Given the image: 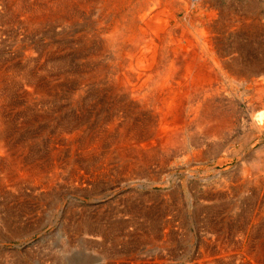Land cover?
Masks as SVG:
<instances>
[{
    "label": "bare ground",
    "instance_id": "6f19581e",
    "mask_svg": "<svg viewBox=\"0 0 264 264\" xmlns=\"http://www.w3.org/2000/svg\"><path fill=\"white\" fill-rule=\"evenodd\" d=\"M202 1L204 0H192L191 6L196 3H200ZM128 2L129 0H0V229L1 230L13 232L16 227L18 228L17 219L19 217V214L21 212L23 213L29 212V210L32 209L34 203H38L42 205L43 202L41 201L47 199L48 191H51V193L52 190L53 192L54 191L59 192L60 190L59 188H61L60 183H63L64 186L65 185L66 186L70 185V187L75 186L79 191H82L83 189L85 190L86 187L89 188L91 185H95L100 181H105L110 183L112 182L113 184L114 182L117 181L120 183L122 181L132 180V184L135 183L137 184L136 179H140L143 176L148 177L146 181L153 180V176L149 172L150 166L147 165L149 163L151 164L153 160L155 161L161 160L162 162L163 161L168 162L172 159L173 161L174 159H176V160L184 161L188 165H190L192 161H196L201 158L200 157L201 150L199 149L201 147H204V145H206V143L209 142L208 141L209 138L221 136L219 131H221L224 126V124L221 123V120L227 116L225 114L227 113L225 109L228 106L227 109L229 110V105H228V101L227 102L224 101L225 99L221 100V98L220 99L211 98L210 95L212 94L210 93L212 92H210L211 89L210 87L212 85L209 83V74L212 71L209 70V65L208 62H206V59L200 54L201 52L198 53L196 51L200 55H196V57L193 56L192 59L193 58L195 59L192 60L190 57L191 53L189 54L186 49V47H188L189 45L184 47V49L180 53L176 54V52L172 50L173 48L170 49L171 46H168L167 43V46L169 47L167 49H169L170 52L167 50L166 51L169 52L170 54L167 53L166 51L164 52L166 47L165 45L166 43L164 42H167L168 38L170 39V37H168L167 35L173 33L172 32L173 30L168 25L167 21L161 19L163 16H161V18L159 17L160 20L158 21L157 24H155L156 19L153 20V16L150 15L151 14L150 12L154 10V11H158L159 12L158 14H163V15L170 13V11L167 12V9L165 8L166 6L165 2L163 3V1L161 2V0H145V1L143 0V3L140 2L141 4H139L138 6L135 4H134L135 6H132V4ZM205 2L206 1H204V3ZM215 2L213 4L214 6H215ZM174 5L175 4H173V6ZM230 5L231 4H229V6ZM259 5L260 4L253 1L251 4L246 6V8L244 7V5L243 6L241 5L242 7L245 8V10H243V13L245 14V18H248L252 12L262 9V7L260 8L261 5L260 6ZM237 7L238 6H236V9L238 10L239 7L238 8ZM174 8L176 9V7ZM129 10L132 11L131 14L134 15H136L135 13H140V14L137 15L136 17L133 16V19H130L131 21H129V19L125 20L126 15H128L127 11L129 12ZM136 10L141 12H136ZM186 10H188V8ZM240 13L243 14L242 12ZM155 14H157V12L154 13V15ZM227 16L228 19L230 16L232 18L237 17L231 11L230 13L226 12L225 14L224 12L221 13L217 12L215 9L211 10L209 13V19L211 21V24L209 25L212 26V30H214L213 29L214 27L216 28L215 29L216 31L222 33L224 31V30L222 31V27H223L222 20L225 19ZM258 17L260 18L262 16H258ZM235 20L238 21V18H236ZM210 21L208 23H210ZM243 21L244 20H242V22ZM205 24L207 25V23ZM209 25L207 27H209ZM246 25L244 26V28L241 26L240 28L238 24V27L240 29L243 28L245 31H247L245 33L246 35L249 36L247 37L244 46L242 45L239 46L237 44L238 46H236V48L241 49V51L238 50L240 56L252 54L254 56V61L248 64L247 69H241L236 67L235 65L232 69H233V73L235 74L237 73L236 75L238 76H240V74L244 75V78H240L243 80V82L246 80V82L255 81L254 83H256L257 76H259L260 80L258 81V83L261 80L262 83L256 84L258 85V89L254 90V93H256L255 91H258L261 94V96L264 98V76L263 77L261 76L262 72L264 71V25L260 24L256 26L255 24H253V22L252 25H248V24ZM226 27L228 28V24ZM155 29L160 30L161 32L160 35H162L161 37L151 36V32L154 31ZM235 29L236 27L234 28V30ZM181 30L183 31V29ZM216 35L215 37L219 36V34L217 36ZM189 36L190 35H188V37ZM221 37L218 38L221 39ZM185 38L187 39V37ZM202 39H203L202 41L203 45L201 46V48L203 47L202 48L203 50L202 49L201 50L207 53L206 45L210 43L212 44L213 39L212 37H210V35H203ZM189 43L190 42L188 41V44ZM213 43L215 44L214 41ZM220 46L218 45L217 48H220ZM195 47L197 48L199 47V45L194 46V49ZM210 53H212L211 50ZM229 56H231V54ZM225 58L226 57H224V60ZM232 63L233 62L231 63L229 62L228 65ZM239 64L241 63L239 62ZM226 66L227 65H224V68ZM228 68L230 67L228 66ZM212 75L214 77V74ZM218 79L220 78L218 77ZM214 93H216V91H214ZM254 96L257 97V95ZM252 98L253 97L248 98L247 100H250ZM234 106H236V104ZM251 106H253V104ZM253 108H255V106ZM187 111L191 112L189 113V115L191 114L194 116L192 122H189L190 124H187L185 120L187 116ZM223 114L226 116L223 117ZM233 127L234 126H232L231 128ZM174 128H176L177 130H175ZM229 129L230 128H228V130ZM254 135H256V133H254ZM47 145H48V150H47ZM193 146L199 148L198 151L195 150L194 152L189 153V148ZM213 146L214 149L217 147L219 148L218 145L214 144ZM58 149L59 150L62 149L64 153L63 154L64 157L58 151ZM209 149L210 151L213 150L211 147ZM47 151H49V156L53 159L55 157L64 159L63 160L65 167L64 170L62 171L54 170L52 172L54 166H52V163L47 160V155H48ZM238 152L239 150L234 151L235 154H237ZM203 153L204 152H202V154ZM241 154L239 153V155ZM245 156L247 157V155ZM240 158L242 159V157ZM223 161L224 160H222V162ZM248 164L252 167L253 170L254 169L256 170L255 174L259 173L257 171H259L261 168L264 169V149L256 151L249 158ZM237 165L240 164L238 163ZM154 170H156V168ZM47 172H51L50 179L49 178L47 179ZM185 174L187 178H190L196 173L194 172L192 167V169H189L188 172H186ZM224 174L228 175L227 171ZM254 178L256 179V177ZM168 180L166 181L168 182ZM137 185H141V184H137ZM199 185L201 184L199 183ZM74 189L75 188H73V190ZM174 192L175 193L170 200V202H172L171 204H173L174 199L179 198V194L177 192L180 191L176 189ZM203 193H204L203 195L206 196H204L203 201L199 205H197L198 207L202 208V211L205 212L203 214L201 223L204 224V227L206 226L205 229L207 231L206 232L207 235L205 237L209 238V232L211 233L210 236L212 243L211 242L210 243L211 244L214 243L218 246L217 248H219L218 252L220 253V255L216 257L215 254H217V252H215L214 254L215 257L209 259V252L212 253V251H210L211 248L209 249L210 239L208 240L203 236L205 238L204 240L206 242L207 247L205 245L203 246L202 244L200 245H202L205 248L204 251V248L202 247L203 252H201L202 253L201 255L205 256V258L203 259L200 256L202 259L199 258V260H197V258L199 257L198 256L196 257L197 261L195 260L196 262L194 263L195 264H225L226 263L225 255L227 253L225 254L226 251L224 252L223 250L224 247H228V246L236 247V245L245 246L248 240L249 241L252 240V237L256 239L255 237L257 236L256 234H258V231L253 229L251 230L250 224L258 220V217H256L255 214L256 212L255 207H258L257 203L259 201L256 200V195L255 196L248 195L250 196L248 200H250L249 203L251 207L249 206V208H251L250 209L251 217L250 219L247 218L249 219L248 224H246L245 229H243V225H245V223H244V219L241 218L242 216L239 217L235 222L233 221L234 222L233 224L227 226L228 223H226L225 219L221 218L217 214L219 212L218 209L219 208L221 209L220 207L221 205L219 206V204L215 202L209 208L208 200H213L218 198L219 194L217 189L207 188L206 191H204ZM219 196H221V194ZM223 197H225V194ZM144 200L150 203V198H146ZM147 202L145 203L144 201L140 202L138 199L137 200L132 199L128 202L126 201V206L128 210L129 209L134 210L135 214H139L136 212H140L139 209L141 208V206L143 204H145L144 206H146L148 204ZM44 204L46 203L44 202ZM150 204L155 205L152 203ZM167 205H169V203ZM253 205L255 206L253 207ZM165 206L166 204L164 205V208ZM122 207H124V205ZM144 209L146 210V208ZM165 209L167 210V207ZM140 210L142 211V209ZM153 211H155L154 208ZM168 211L165 212L166 215L169 214ZM147 212L148 211H146V213ZM257 212H259V210ZM144 213L145 211L144 212L142 211L141 214H143L142 215L143 217L148 219L149 224H151L153 227L158 226L156 225L158 223L155 220L154 216H149L148 214L144 215ZM133 214L134 212H130L131 216H133ZM149 214L152 215L151 212H149ZM158 215L160 214L158 213ZM161 216L159 217V219L161 218ZM246 217L248 216H244V218ZM136 219H138V217H136ZM170 220H171L170 218L164 217L162 218L161 221L168 225ZM199 220L200 219H198V222H200ZM133 221L131 220V222ZM182 221H181V225H182ZM162 222H161V226L164 225V223L162 224ZM128 223L129 222H125L124 224L129 226L130 223L129 224ZM194 223L195 222H193V224ZM117 225L114 224V227ZM94 226L95 225H92V227ZM92 227L88 225L85 228L84 231L87 237L89 234H90L89 237L91 239H99L100 237H102L104 233L103 234L101 233L100 230L101 227L99 229ZM255 227L257 228V226ZM111 228L113 227L111 226ZM166 228L165 230H168ZM141 229L143 230V227ZM154 229L151 228V230ZM160 229L159 231H162ZM151 230L149 232H152ZM133 235L134 234H132V236ZM164 235L165 237L166 236L168 237L169 234L165 232ZM113 237L109 239V241L112 240ZM160 237L161 236H159V238ZM169 240L171 239H168V241ZM148 241L149 240H147V242ZM255 245L256 244L254 243V246ZM212 247L215 248L214 246ZM249 247L250 246L248 245L246 249L243 251L247 253ZM108 249H104V250L106 251ZM110 250L112 251L111 248ZM257 250L259 251V253L258 251H256L257 253L256 252L255 253L257 254L259 260L257 261L255 258L254 260H256V262L253 261L250 262V264H264V252L260 251L261 249H257ZM146 251L147 254L151 252L150 251L148 253V249ZM146 251H144V253ZM108 253L109 252L105 254L103 253V258L105 260L106 259L108 260L110 257ZM113 253L115 255V252ZM121 253L123 252L121 251ZM124 254H126L125 251ZM248 255L252 256L254 255V253L253 254L249 253ZM230 257L231 256L229 255V258ZM26 259L27 258L25 257V260ZM239 259L238 261L240 262L241 260ZM235 260L237 261V259ZM228 263H230V261ZM5 264H21V262L15 260L14 258L9 259L5 257Z\"/></svg>",
    "mask_w": 264,
    "mask_h": 264
},
{
    "label": "rangeland",
    "instance_id": "374dc122",
    "mask_svg": "<svg viewBox=\"0 0 264 264\" xmlns=\"http://www.w3.org/2000/svg\"><path fill=\"white\" fill-rule=\"evenodd\" d=\"M162 1H163V3L164 2L166 3L165 8L167 9V12L170 11V13L163 15V14H158L159 13L158 11L153 10L150 12L151 13L150 15L153 16V20L156 19V22L153 21V22H155V24H157L158 21L160 20L161 16H163L161 19H164L165 21H167L168 25L173 30L172 31L173 33H171L172 36H171V34L167 35L168 37H170V39L167 37L168 38L167 42H164V43H166L165 44L166 47H165L164 52L166 50L169 51V49H167V48H169L168 46H171L170 49L173 48L172 50L174 52H176V54H178L184 49V47L189 45L188 46L189 48L186 47V49H187L189 54L191 53V55H190L191 59L193 56L196 57V55L201 54L206 59V62H208L209 70L212 71L209 74V83L212 85L211 86L209 84L211 86L210 92H212V93H210V94H212V95H210L211 98H213V99L214 98L215 99L221 98V100L225 99L224 100L225 102L228 101L229 110L227 109L228 106L225 109L227 112L225 114L227 116L223 114V117L224 116H226V117L223 118L224 120L223 119L221 120V123L224 124L222 130L219 131L221 136L209 138V140H208L209 142H207L209 146L206 143V145H204V147H201L200 149L196 148L194 146L190 147L189 153L194 152L195 150L198 151V149L201 150V156H200L201 158L199 157L200 159H198L196 161H192V163H190V165H188L184 161H180V160H176V159H174L175 162L173 161V159L168 161V162L163 161L166 163H163L161 160H156V161L153 160V162H151V164L150 163L147 164L150 166L149 172L153 176V180L146 181L148 178L147 176H143L140 179H136L137 184H141V185H137L136 183L132 184V180H128V181L126 180V181H122L120 183L118 181L114 182L113 184L115 186L112 184V182L110 183V182L100 181L99 183H97L95 185H91L89 188L86 187L85 190L83 189L82 191H79L75 186H73V187H70V185L64 186L63 183H60L61 188H59L60 190L57 189V190H59V192H57V191L53 192V190H52V193H51V191H48L47 199H46L47 201L46 200L41 201V202H43L42 205L38 204V203H34L32 209H30L29 212H25V213L21 212L19 214V217L17 219L18 228L16 227L13 232H11V231L9 232V231H5V230L0 229V264H5V257H7L9 259L14 258L15 260L20 261L21 264H106V263L107 264H109V263L110 264H114V263L115 264H159V263L160 264H190V263L195 264L194 262L199 260V258H201V257L203 259L205 258V256L201 255L202 254L201 252H203V248H204L203 246L204 245L206 246V242L204 239L207 238V237H205L207 235L206 234L207 231L205 229L206 226L204 227V224L201 223L202 218H203V214L205 212L202 211V208L198 207L197 205H199L203 201V197L206 196V195H203L204 194L203 192L206 191L207 188L217 189L218 194L219 195L221 194V196L218 195L219 200H218V198L213 199V200H208V203H209V208L215 202L217 204H219V206L221 205L220 206L221 209L220 208L218 209L219 212L217 214L221 218L225 219L226 223H228L227 226H230L239 217L242 216L241 218L244 219V223H245V225H243V229H245V226H246V224H248V220L251 217V215H250L251 214V210H250L251 208H249L250 200H248V199L250 196L256 195V200L259 201L257 203L258 205L255 204L258 206V207H255V211H256L255 214H256V217H258V220H257L258 222L255 221V222H252L251 224L249 223L251 225L250 226L251 230L253 229V230L258 231V234H256L257 236L255 237L256 239H254L252 237V240L253 239L254 240L253 241L248 240V242H246L245 246H242V245L241 246L236 245V247L233 246L234 249L236 248L235 250L231 246L224 247L223 250H224V252L226 251L225 254L227 253L226 255L224 254L225 259H226L225 260L226 263L225 262L224 263L225 264H230V263L231 264H241V263L242 264H250V262H253V261L256 262V260L257 261L259 260L257 254H256L257 253L256 251H258L257 249H261L260 251L264 252V249H263L264 247H262V246H264V241H263L264 240V215H263L264 214V207H263L264 206L263 205L264 204V169L261 168L259 171H257L259 173L255 174L256 170L255 169L253 170L252 167L248 164L249 158L256 151L264 149V105H263L264 104V98L261 96V94L258 91H255L256 93H254V90L258 89V85H256V84L262 83V80L258 83V81L260 80V77L257 76V82L256 83H254L255 81H252V82L247 81L246 82V80L243 82V80L240 78H244V75L239 73L240 76H238V75H236L237 73L236 74L233 73V69H232L234 67V65L238 68H241V69H247L248 64L252 63L254 61V56L252 54L240 56L238 50L241 51V49L236 48V46H238V45L244 46L245 41H246L247 37L249 36V35H246V33H245L247 31H245L243 29L246 24L252 25V22H253V24H255L256 26L260 25V24L264 25V19H263L264 18V16H263L264 15V11H263L264 0H257V1L256 0H243V1L242 0H237V1H235V0H225V1L224 0H209V1L204 0V1H206L205 3H204V1H202V2H200L201 4L196 3L192 6H191L192 0H179V1L178 0H172V1L171 0H161V2ZM252 1L260 4L261 6L260 5L259 6H260V8L262 7V9H259L258 11H254L255 13L252 12L249 16L250 18L248 17L249 18L248 19V18H245V14L243 13V10H245L246 6L251 4ZM140 2L143 3V0H132V1L129 0L128 3L132 4V6H135V5L138 6L139 4H141ZM171 2L175 5L173 6V4ZM214 2H215V6L213 5ZM259 2H261V3H259ZM128 3H126V4H128ZM176 3H178V4H176ZM229 4H231V5L229 6ZM123 5H125V4H123ZM235 5L239 7L238 10L236 9ZM241 5L242 6L244 5L245 8L242 7ZM179 6H181V7H179ZM210 6L212 9L210 8ZM228 6H229V8H228ZM234 6H235V9H234ZM174 7H176V9ZM185 8L186 9L188 8V10H186ZM214 9L217 12H220V13L224 12L225 14H226V12L230 13V11H231V12H233L234 15L237 16L236 18H238V21L235 20L236 18H232L231 16L228 19V16H227L225 19L222 20V24H223L222 25L223 26L222 31L224 30L222 33L216 31L215 30L216 28H214V27H213L214 30H212V26L209 25V24H211V21L209 19V13L211 10H214ZM201 10H203V11H201ZM236 10H237V12H236ZM129 12H130V14H129ZM129 12L127 11L128 15H126L125 20L129 19V21H131L130 19H133V16L136 17L137 15L140 14V13H135L136 15L131 14L132 11H130V10H129ZM136 12H141V11L136 10ZM156 12H157V14L154 15V13H156ZM186 12H188L189 14ZM205 12H207V13H205ZM240 12H242L243 14H241ZM256 12L259 14H257ZM173 13H174V15H173ZM255 14H257V15H255ZM258 16H262V17L259 18ZM173 17H175V18H173ZM188 17L190 20L188 19ZM230 18H231V20H230ZM243 18H245V19H243ZM261 19H262V21H261ZM242 20H244L246 22L243 21L244 22L243 23ZM209 21H210V23H208ZM233 21H234V24H233ZM203 22L207 23V25ZM260 22H262V23H260ZM227 24H228V28L226 27ZM238 24H239V27L241 26L243 28L240 29L241 27L239 28ZM208 25H209V27H207ZM224 27H225V29H224ZM235 27H236V29L234 30ZM181 29H183V31ZM210 29H211V31H210ZM156 30L157 29H155L154 31L151 32V36H156V37L160 36L161 37L162 35H160L161 34L160 30H157V31ZM239 30H240V33H239ZM243 30H244V32H243ZM156 33H157V35H156ZM215 33L219 34L218 37H221V35L223 34L221 39H219L218 37H215V35H216ZM225 33H226V35H225ZM186 34H187V36H186ZM180 35H182V36H180ZM188 35H190V36L192 35V36L188 37ZM203 35H210V37H212V39H213L212 44L211 43L208 44L210 46L206 45L207 53L202 51L203 47L201 48V46L203 45V42H202L203 41V39H202ZM185 37H187V39ZM214 37H215V39H214ZM171 38H173V39H171ZM197 39H199V40H197ZM216 39H218V40H216ZM188 41L190 42L189 44H188ZM213 41L215 42V44L213 43ZM191 42H193V43H191ZM194 42H196V43H194ZM167 43H168V46H167ZM196 45H199V47H197V48L195 47V49H194V46H196ZM218 45L222 46V47L220 46L221 49L217 48ZM181 47H183V48H181ZM191 47H193V48H191ZM212 48H214V49H212ZM191 49H193V50H191ZM209 49L211 50V52L213 54L210 53ZM216 50H219V51H216ZM220 50H221V53H220ZM196 51L198 53H200V52L201 53L198 54ZM226 51H228V52H226ZM169 52H167V53H169ZM194 52H196L197 54ZM216 52H218V53H216ZM193 53H194V55H193ZM230 54H231V56H229ZM212 55H214V56H212ZM223 56L226 57L225 60H224ZM221 57H222V59H221ZM193 59H195V58H193ZM228 59H229L230 63L231 62H233V63L228 65L229 64ZM239 62L241 64H239ZM219 63H220V66H219ZM224 65H227V66L224 68ZM243 65H245V66H243ZM210 66H211V68H210ZM213 66H214V68H213ZM228 66L230 68H228ZM230 69H232V70H230ZM212 74H214L215 78L213 77ZM263 74H264V71L262 72V75H261L262 77L264 76ZM218 77L220 79H218ZM210 81H212L213 83ZM219 81L220 82L222 81V82L220 83ZM242 82H243V84H242ZM214 83H215V85H214ZM227 84H228V86H227ZM240 84H241V86H240ZM247 87H250L251 89L247 88ZM245 88H247V89H245ZM214 91H216V93H218V94L214 93ZM243 93L244 94L246 93V94L244 95ZM253 94L257 95V97L254 96ZM258 94H260V95H258ZM248 96H250V97H248ZM251 97H253V98L250 100H247L248 98H251ZM232 98H234V99H232ZM244 102H246V103H244ZM235 104H236V106H234ZM250 104L251 105L253 104V106H251ZM256 105H257V107H256ZM258 105H259V107H258ZM254 106L256 109L253 108ZM232 109H233V111H232ZM250 110H251V112H250ZM254 112H255V114H254ZM189 113H191V112L187 111V116L185 119L187 124H190L189 122H192V119L194 117L191 114L189 115ZM252 114H253V116H252ZM228 115H229V117H228ZM255 125L258 127H256ZM232 126H234V127L231 128ZM228 128H230V129L228 130ZM174 129L177 130L176 128H174ZM223 129H224V132H223ZM226 130L228 131V133ZM225 131H226L227 135L225 134ZM252 132H253V134H252ZM254 133H256V135H254ZM222 136H223V138H222ZM222 139H223V141H222ZM249 139H251V140H249ZM214 144L218 145L220 149L218 147L214 149V146H213ZM210 147L213 150L210 151V149H209ZM256 148H258V149H256ZM47 150H48V145H47ZM60 150L58 149V151L63 155L64 153H63L62 149H60ZM235 150H239V152L237 154H235L234 153ZM202 152H204V153L202 154ZM239 153L240 154L242 153V154L239 155ZM243 153H245V154H243ZM47 154H48L47 160L52 163V166H54V168L52 169V172L54 170L55 171L64 170L65 167H64V161H63L64 159L63 158L61 159L59 157H55L56 159L54 158L55 159L54 160L53 158H51L49 156V151H47ZM245 155H247V157ZM217 156H218V158H217ZM63 157H64V155H63ZM240 157H242V159ZM222 160H224V161L222 162ZM218 162H219V164H218ZM238 163L240 165H237ZM57 164H58V166H57ZM216 166H218V167H216ZM160 167H161V169H160ZM182 167H184V168H182ZM192 167H193V170L196 174H194L190 178H187L185 173L188 172L189 169H192ZM223 167H224V169H223ZM155 168H156V170H154ZM157 168H158V170H157ZM226 171H227L228 175L224 174V173H226ZM48 174H49V176H48ZM249 175H250V177H249ZM50 176H51V172H47V179L48 178L50 179ZM230 177L232 180L230 179ZM254 177H256V179ZM261 178H262V181H261ZM259 179H260V181H259ZM64 180H66V179H64ZM166 180H168L169 183ZM229 181H230V183H229ZM199 183L201 185H199ZM99 184H101V185H99ZM147 184H149V185H147ZM234 185H236V186H234ZM194 186H195V188H194ZM254 187L256 188V190ZM73 188H75V189L73 190ZM132 189H134V190H132ZM176 189L180 191V192H177L179 194V198L174 199L175 203L173 202V204H171L172 202H170V200H171V197L174 195V193H175L174 191ZM236 190H238V191H236ZM145 191H147V192H145ZM230 191L231 192L233 191L234 193L233 192L231 193ZM120 192L122 193V195ZM199 192H200V195H199ZM147 193H149V194H147ZM224 194H225V197H223ZM248 195H250V196H248ZM207 196H208V194H207ZM95 197H96V199H95ZM144 197L150 198V203L155 204V205H151L149 202L145 201L144 199H146V198H144ZM151 198H152V200H151ZM132 199H135V200L138 199L140 202L144 201L145 203L146 202L148 203L146 206H144L145 204H143L140 209H142L143 212L145 211L144 215L148 214L149 216H154L155 220L158 223L156 225H158V226L153 227L151 224H149L148 219L142 216L143 214H141L142 211L140 209H139V211L141 213L136 212L139 214H135L134 210H131V209L128 210V208L126 206V201L128 202ZM50 201H51V203H50ZM57 201H58V203L59 202L60 203L58 204ZM163 201H165V202H163ZM185 201H187V202H185ZM44 202L46 204H44ZM161 202H163V203H161ZM182 202H184L185 204ZM158 203H160V204H158ZM168 203H169V205H167ZM163 204L164 205L166 204L165 208L167 207V210L164 208ZM224 204H226V205H224ZM231 204H232V206H231ZM123 205L125 208L122 207ZM255 205H253V207ZM144 208H146V210ZM153 208L155 211H153ZM170 209L171 210L173 209V210L171 211ZM197 209L199 212L197 211ZM84 210H86V211H84ZM165 210L166 211L169 210L168 211L169 214L166 215ZM258 210H259V212H257ZM120 211L122 212V214ZM146 211H148V212L146 213ZM156 211H157V213H156ZM160 211H161V213H160ZM83 212H84V215H83ZM130 212H134L133 216L130 215ZM149 212H151L152 215L149 214ZM181 212H183V213H181ZM158 213L160 215H158ZM81 215H83V216H81ZM134 215H135V217H134ZM139 215H140V218H139ZM161 215L166 217V218L171 219L168 223V225L170 227L161 221L162 218H164ZM178 215H179V217H178ZM67 216H68V218H67ZM160 216H161V218L159 219ZM244 216H248V217L244 218ZM136 217H138V219H136ZM75 218H76V220H75ZM117 218H119V219H117ZM247 218H249V219H247ZM198 219H200L199 220L200 222H198ZM131 220L132 221L134 220V221L131 222ZM144 220H145V222H144ZM67 221H68V223H67ZM91 221H93V222H91ZM181 221H182V225H181ZM85 222H86V224H85ZM97 222H100V223H97ZM125 222H129L130 223V224L128 223L129 226L124 224ZM161 222H162V224L164 223V225L161 226ZM193 222H195V223L193 224ZM91 224L95 225V226L92 227ZM103 224H105V225H103ZM114 224L115 225L119 224L121 226L117 225L114 227ZM195 224H196V226H195ZM88 225L91 226L92 228H98V229L101 227L100 228L101 233L102 234L104 233L102 235V237H100L99 239H91L89 237L90 234L87 237L84 230ZM254 225L257 226V228ZM111 226L113 228H111ZM141 226L143 227V230L141 229L142 228ZM164 227L165 228L169 227V228H166L168 230H165ZM151 228L152 229L155 228V229L151 230ZM159 229L162 231H159ZM150 230L152 232H149ZM155 231H156V233H155ZM242 231H244V230H242ZM163 232L164 233L166 232L167 234H169L168 237L170 235H171L170 237H172V236L173 237L175 236V237L174 238L173 237L168 238L166 236L167 237L166 238ZM111 234H112V236H111ZM120 234H122L123 236ZM132 234H134V235L132 236ZM193 235H195V236H193ZM210 235H211V233L209 232V238H207V239L208 240L210 239L209 240V244H210L209 249L211 248L210 251H212V253L209 252V259H211L215 256L218 257L220 255V253L218 252L219 248H217L218 246L214 243L211 244L212 240H211ZM68 236H69V238H68ZM159 236H161V237L159 238ZM112 237H113V239L109 241V239H111ZM129 238H131V239H129ZM168 239H171V240L168 241ZM129 240H131V241H129ZM147 240H149V241L147 242ZM163 240H166V241H163ZM194 240L196 243L194 242ZM130 243H131V245H130ZM247 243H249V244H247ZM254 243L256 244L255 246H254ZM259 243H261V244H259ZM200 244H202L203 246ZM191 245L193 246V248ZM248 245L250 247L248 248L247 253H245L243 250H245ZM212 246H214L215 248H213ZM253 247L254 248L256 247V248L254 249ZM110 248L112 249V251L110 250ZM113 248H115V249H113ZM116 248H117V250H116ZM251 248H253V249H251ZM104 249H108V250L105 251ZM120 249L123 253H121ZM147 249H148V253L151 251L149 254H147V251H146ZM114 250H116V251H114ZM198 250H199V253H198ZM213 250H215V251H213ZM249 250H250V252H249ZM118 251L120 252V254ZM124 251L126 252V254H124ZM144 251H146V252L144 253ZM204 251H205V248H204ZM107 252H109L108 254L110 257L108 260L107 259L105 260L103 258V253L105 254ZM113 252H115V255ZM215 252H217V254H215ZM248 252L251 254L254 253V255L250 256V255H248L249 254ZM111 253H113V254H111ZM258 253H259V251H258ZM212 254H213V256H212ZM214 254H215V256H214ZM229 255L231 256L230 258H229ZM137 256H139V257H137ZM25 257L27 258L26 260H25ZM196 257H198L197 260H196ZM227 258H228V260H227ZM255 258H256V260H254ZM232 259H233V262H232ZM235 259H237V261ZM238 259L241 261L239 262ZM24 261H25V263H24ZM184 261H186V262H184ZM227 261L228 262L230 261V263H228Z\"/></svg>",
    "mask_w": 264,
    "mask_h": 264
}]
</instances>
